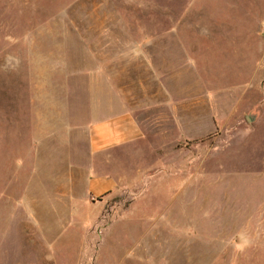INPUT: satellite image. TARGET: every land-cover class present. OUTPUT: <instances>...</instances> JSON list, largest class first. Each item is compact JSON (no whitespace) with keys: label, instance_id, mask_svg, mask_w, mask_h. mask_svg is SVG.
Returning <instances> with one entry per match:
<instances>
[{"label":"rangeland","instance_id":"374dc122","mask_svg":"<svg viewBox=\"0 0 264 264\" xmlns=\"http://www.w3.org/2000/svg\"><path fill=\"white\" fill-rule=\"evenodd\" d=\"M262 24L264 0H0V264H264ZM58 51L126 73L148 140L109 194L87 144H31L33 55Z\"/></svg>","mask_w":264,"mask_h":264},{"label":"crops","instance_id":"0c3cea01","mask_svg":"<svg viewBox=\"0 0 264 264\" xmlns=\"http://www.w3.org/2000/svg\"><path fill=\"white\" fill-rule=\"evenodd\" d=\"M125 33L126 36H133L132 32ZM117 59L126 60L128 57L119 54ZM67 62L68 57L62 51H58L57 55L52 52H35L33 55L31 144H87L101 170L91 173L87 191L93 197L103 196L119 187L127 169L120 168L116 176L103 172L102 168L116 162L122 164V157L130 165L134 150L147 143V132L138 118L131 94L123 86L126 73L117 70V87L104 67L74 69ZM93 63L98 66V62ZM80 78L87 79L88 92L80 91L82 86L85 89ZM74 79L77 82L68 85L69 80ZM82 94L89 101L86 120L81 110L72 105V100L79 101Z\"/></svg>","mask_w":264,"mask_h":264},{"label":"water","instance_id":"95a60500","mask_svg":"<svg viewBox=\"0 0 264 264\" xmlns=\"http://www.w3.org/2000/svg\"><path fill=\"white\" fill-rule=\"evenodd\" d=\"M260 33L264 35V24L261 25ZM257 119H258V114L256 113H250L246 115V120L249 124L256 122Z\"/></svg>","mask_w":264,"mask_h":264}]
</instances>
